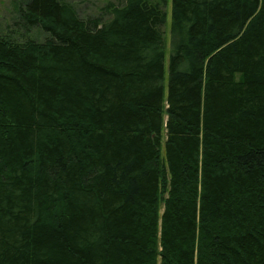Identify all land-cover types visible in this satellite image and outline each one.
<instances>
[{"label":"trees","instance_id":"trees-1","mask_svg":"<svg viewBox=\"0 0 264 264\" xmlns=\"http://www.w3.org/2000/svg\"><path fill=\"white\" fill-rule=\"evenodd\" d=\"M166 8L15 5L0 264H264V0Z\"/></svg>","mask_w":264,"mask_h":264},{"label":"rangeland","instance_id":"rangeland-1","mask_svg":"<svg viewBox=\"0 0 264 264\" xmlns=\"http://www.w3.org/2000/svg\"><path fill=\"white\" fill-rule=\"evenodd\" d=\"M21 0H0V34L8 35L12 42L21 43L25 39H32L37 42L45 40L46 35L38 27L25 28L22 24L18 23L15 5L20 3ZM71 4L76 14L80 19H86L89 17H95L99 14V11L107 3L116 5L119 0H63ZM167 16L165 21V28L168 30L169 24V0L168 8H166ZM105 18V17H104ZM165 31V65L168 53V43L166 29Z\"/></svg>","mask_w":264,"mask_h":264}]
</instances>
